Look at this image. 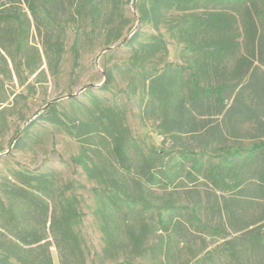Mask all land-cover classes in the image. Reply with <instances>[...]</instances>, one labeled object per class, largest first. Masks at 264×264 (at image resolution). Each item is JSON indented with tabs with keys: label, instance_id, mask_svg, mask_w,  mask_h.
I'll use <instances>...</instances> for the list:
<instances>
[{
	"label": "rangeland",
	"instance_id": "1",
	"mask_svg": "<svg viewBox=\"0 0 264 264\" xmlns=\"http://www.w3.org/2000/svg\"><path fill=\"white\" fill-rule=\"evenodd\" d=\"M142 1L120 0L115 10L105 7L95 23L92 18L79 21L75 0H54L52 36L61 55L56 74L47 64L45 31L40 34L26 8L22 14L27 13L31 32L24 51L13 50L11 40L1 35L19 69L17 73L10 60L7 68L1 59L5 55L2 51L0 78L11 98L0 108L4 110L0 119V198H4L2 185L11 181L15 172H53L61 186L73 185L67 195L79 202L82 221L77 228L87 264H231L218 253L222 240L208 237L191 226L187 218L183 219L174 243L167 244V238L155 234L147 245L148 251L141 255L133 254L128 247L110 248L98 215L100 203L95 190L101 186L74 161L83 152L81 140L63 128L39 120L54 105L71 124L85 123L98 132L128 129L146 154L162 152L169 157L187 150L214 163L228 149L251 147L264 141V65L258 46L254 53L247 49L241 22L234 27L240 51L227 59L226 68L221 66L216 73L209 61L203 65L207 69L203 86L232 85L226 95L232 112L217 116L213 106L205 105L187 114L180 127L164 122L149 103L147 78L170 65L188 68V75L191 59L183 53L185 43L175 29L180 15L169 12L166 22L155 28L140 21ZM152 36L166 43L167 53L150 54L145 46ZM77 39L76 56L73 46ZM35 68L39 69L32 72ZM98 146L101 153L93 149L95 146L87 149L88 157L84 159L89 164L111 161L107 141L100 139ZM174 191L176 205L187 206L190 211L198 205L203 222L230 232L264 219V199H250V193L221 191L203 177L182 179ZM232 211L235 217L229 219L227 212ZM157 246L163 247V251ZM51 252L54 264H59L55 248Z\"/></svg>",
	"mask_w": 264,
	"mask_h": 264
},
{
	"label": "trees",
	"instance_id": "2",
	"mask_svg": "<svg viewBox=\"0 0 264 264\" xmlns=\"http://www.w3.org/2000/svg\"><path fill=\"white\" fill-rule=\"evenodd\" d=\"M75 1L79 21L92 18L95 23L105 7L115 10L120 2ZM54 5V0H0V32L4 33H0V56L5 52L1 59L7 68L10 60L18 73L15 58L1 35L11 40L13 50L24 51L31 32V21L27 13L22 14L26 8L40 34L45 31L43 46L47 64L53 74L58 72L61 55L52 36ZM171 11L180 15L175 29L185 43L183 53L191 59V72L186 75L188 68L170 65L148 76L150 105L163 116L164 122L176 127L182 126L187 114L205 105L213 106L217 116L231 113L233 106L227 105L226 95L232 85L203 86L207 73L203 65L209 61L216 73L221 66L226 68L227 59L240 51L234 29L240 22L247 49L254 53L258 46L264 65V0H143L139 7L140 21L156 28L166 22V15ZM13 28L16 31L13 32ZM150 41L145 46L150 54L167 53V45L160 37L152 36ZM78 44L77 39L73 46L76 56ZM10 98L0 78V108ZM3 112L1 109L0 119ZM39 120L63 128L81 140L83 152L74 161L101 186L95 190L100 203L98 215L110 248L128 247L133 254L141 255L148 251L147 245L155 234L161 239L167 238V244L174 243L183 227V219L187 218L191 226L208 237L222 240L217 249L222 259L231 264H248V261L264 264V219L230 232L203 222L198 205L190 211L187 206L173 201L174 188L179 181L199 177L221 191L250 193V199H264V141L251 147L228 149L214 163L205 160L202 154L187 150L169 157L162 152L146 154L128 129L98 132L85 123L71 124L54 105ZM102 138L108 143L111 161L89 164L84 159L88 157L86 151L95 146L93 149L101 153L98 143ZM72 189L71 183L61 186L53 172L18 171L11 181L2 185L0 264H54L52 248L57 251L59 264H87L77 228L82 221L79 202L76 197L67 195ZM157 191L162 194H156ZM227 216L234 219L235 214L227 212ZM152 249L149 250L154 251ZM157 249L163 251L161 246Z\"/></svg>",
	"mask_w": 264,
	"mask_h": 264
}]
</instances>
